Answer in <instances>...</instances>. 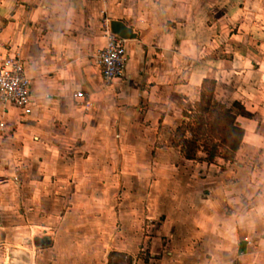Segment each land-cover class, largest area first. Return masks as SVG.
Returning <instances> with one entry per match:
<instances>
[{"label":"crops","instance_id":"0c3cea01","mask_svg":"<svg viewBox=\"0 0 264 264\" xmlns=\"http://www.w3.org/2000/svg\"><path fill=\"white\" fill-rule=\"evenodd\" d=\"M113 21L137 37L124 78L106 84L97 61ZM16 56L33 113L0 103L1 247L5 228L82 224L89 235L68 243L103 231L106 264H264V0H0V67ZM204 80L251 115L237 117L231 159L189 160L175 144ZM48 237L14 261L63 254Z\"/></svg>","mask_w":264,"mask_h":264},{"label":"trees","instance_id":"16d2710c","mask_svg":"<svg viewBox=\"0 0 264 264\" xmlns=\"http://www.w3.org/2000/svg\"><path fill=\"white\" fill-rule=\"evenodd\" d=\"M215 86V81L204 80L200 101L184 110L176 128L175 144L189 160H196L199 152H205L209 162L217 157L231 159L243 142L244 130L238 125L237 117L251 115L239 103L231 108L218 103ZM110 264L129 263L123 256L113 254Z\"/></svg>","mask_w":264,"mask_h":264},{"label":"rangeland","instance_id":"374dc122","mask_svg":"<svg viewBox=\"0 0 264 264\" xmlns=\"http://www.w3.org/2000/svg\"><path fill=\"white\" fill-rule=\"evenodd\" d=\"M72 214V213H71ZM91 215V214H90ZM52 216V213H49L46 215V213H42V216L40 215V218L48 217L50 218ZM88 214L86 213H77L73 214L72 218H75L77 220L84 219V221H87L90 219V217H87ZM56 215H53V219H56ZM71 218V215H70ZM62 226V225H61ZM27 227V228H5L3 230L4 232V238L3 240L9 242L5 247L0 246V264H21L23 263L22 260L14 261L13 254H15V250L22 251L24 248H32V237H38L42 238L48 235H56L60 236L61 239L58 240V243H61L60 247V253L63 254H53V260L49 262V264H106V254L109 249L108 245L104 243V236L105 233L103 231H97L95 233L96 236H98L97 244L96 242L85 244L80 243V248L75 249L74 251V243H68L67 236H73V234H76L75 236L81 237V240L84 239L87 235H89V229L86 227H83L82 224L80 227L72 228V227ZM66 237L63 239V237ZM71 239V238H70ZM85 240H88L86 238ZM95 241V240H93ZM5 243V244H6ZM34 245V244H33ZM57 246V245H56ZM35 247V245H34ZM59 247V246H58ZM36 249V248H35ZM34 250V249H33ZM57 249L54 248L53 253ZM150 249H146L144 252H140L139 257L144 260V262H149V259L151 258L149 252ZM52 253V252H51ZM75 253V254H74ZM20 255V254H19ZM21 262V263H20Z\"/></svg>","mask_w":264,"mask_h":264},{"label":"built area","instance_id":"2783aa9c","mask_svg":"<svg viewBox=\"0 0 264 264\" xmlns=\"http://www.w3.org/2000/svg\"><path fill=\"white\" fill-rule=\"evenodd\" d=\"M108 43L98 56L104 82L114 83L124 78L129 62L126 40L119 38L106 27ZM76 99H85L83 92L75 94ZM0 103L19 108L24 115L33 113L32 83L25 73V65L16 57H8L0 67Z\"/></svg>","mask_w":264,"mask_h":264},{"label":"water","instance_id":"95a60500","mask_svg":"<svg viewBox=\"0 0 264 264\" xmlns=\"http://www.w3.org/2000/svg\"><path fill=\"white\" fill-rule=\"evenodd\" d=\"M111 32L118 36L121 39L124 40H132L136 39V35L133 33V30L128 28L124 23L119 21H113L110 25ZM34 245L37 249H42L49 247L51 245V238L48 236L42 237V238H35L34 239ZM17 258L15 254H13V259ZM18 258H21L23 263L21 264H27L29 262L28 255H21L18 256Z\"/></svg>","mask_w":264,"mask_h":264}]
</instances>
